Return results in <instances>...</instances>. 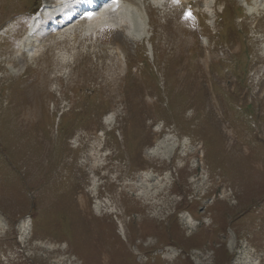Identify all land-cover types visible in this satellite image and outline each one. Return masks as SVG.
Masks as SVG:
<instances>
[{
    "label": "rangeland",
    "instance_id": "374dc122",
    "mask_svg": "<svg viewBox=\"0 0 264 264\" xmlns=\"http://www.w3.org/2000/svg\"><path fill=\"white\" fill-rule=\"evenodd\" d=\"M37 1L0 0V264H264V0L36 40Z\"/></svg>",
    "mask_w": 264,
    "mask_h": 264
},
{
    "label": "bare ground",
    "instance_id": "6f19581e",
    "mask_svg": "<svg viewBox=\"0 0 264 264\" xmlns=\"http://www.w3.org/2000/svg\"><path fill=\"white\" fill-rule=\"evenodd\" d=\"M83 1L84 0H68L66 3H59V4L54 5V10H52V11L49 9L48 11L42 13L39 16L38 20H36V22L32 26L33 27L34 38H35V36H37V38H35L36 40L37 39H42L41 37L43 35H46V33H47V35H49L54 29H58L59 28L57 23H62L63 26L65 27V26H68L69 24H72L73 21L79 20L82 16L86 18L85 22L82 23L84 26H88L87 24L89 22H93L94 23V26H91L93 28L91 33L95 32L96 30H98L101 27H103L104 23H109V25L112 26V24H111L112 21H113L115 27H116L115 24L119 22V27L120 28H118V27H116V28L119 31H122L123 29L124 30L127 29L124 24L126 22L129 23V19L127 18V16H128L127 12L129 10V7L125 10L126 11L125 17L127 18L128 21H126V20L122 21L121 20L122 19V15H123L122 9L124 7H127L126 3L137 4V2H139L141 4V1L143 3V0H119L118 2L115 1V3H112L113 0H105V2H104L105 4L104 5H106V8L104 7L105 8L104 10H100L99 8H95L96 10H93V12H91V16L89 17L88 15H85L88 9H86L83 5H81L83 3ZM99 1L102 2V0H99ZM165 1H169V0H165ZM165 1L164 0H159V3L162 5L163 2L165 3ZM139 3L137 5H139ZM100 5L101 4H98V7H100ZM73 7H74V9H72ZM134 8H136V7H134ZM131 9H133V8H131ZM136 10H137V8H136ZM138 11H139V13L138 12L137 13L135 12V13L140 18L141 17L140 16L141 15L140 14V10H138ZM57 14H62L61 15L62 18L58 19L57 18ZM99 15H101V16L99 17ZM71 16H73V19H72ZM114 17H117V19L119 21L116 18H114ZM90 20H92V21H90ZM87 21H89V22H87ZM107 21H109V22H107ZM129 28H130V26H129ZM119 31H118V33H119ZM122 32H121V34H122ZM118 33H117V35H118ZM121 34L119 33V36H117V38L114 40L113 46H112L113 50H114V53L117 55V57H120V58H121V56H123V50H122V47H121L120 41H119V37L121 36ZM140 38L141 37H139V39ZM116 41L120 45V47L118 45H116L114 47V44L116 43ZM120 53H121V56H120ZM148 175L149 174H147V176ZM151 181H153V177L152 176H150V177L148 176L147 179L145 178L144 181H142V182L145 183L144 187L145 188L147 187L150 190L152 186L148 185V183H150ZM155 186L159 187V183L157 182ZM160 189H162L161 186L159 187V190ZM191 221L192 220H190V218L187 219V224L191 225L190 224Z\"/></svg>",
    "mask_w": 264,
    "mask_h": 264
},
{
    "label": "snow or ice",
    "instance_id": "6c2138e0",
    "mask_svg": "<svg viewBox=\"0 0 264 264\" xmlns=\"http://www.w3.org/2000/svg\"><path fill=\"white\" fill-rule=\"evenodd\" d=\"M174 3H179V0H173ZM88 16H91V13H88ZM191 14L188 13L186 18H190Z\"/></svg>",
    "mask_w": 264,
    "mask_h": 264
}]
</instances>
